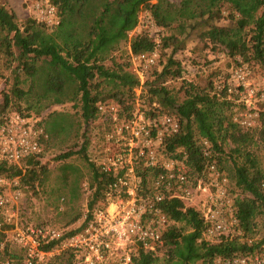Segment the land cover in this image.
<instances>
[{
  "label": "trees",
  "instance_id": "1",
  "mask_svg": "<svg viewBox=\"0 0 264 264\" xmlns=\"http://www.w3.org/2000/svg\"><path fill=\"white\" fill-rule=\"evenodd\" d=\"M47 1L54 5L59 18L53 27L37 17H28L20 24L13 11L0 5V56L17 59V75L10 91L3 92L0 113L12 106V98H15L24 104L25 110L23 112L17 106L16 112L37 119L48 134L40 153L27 155L18 162L0 158V176L16 177L22 189L24 186H39L49 172L41 156L50 138H57L60 134L68 139L78 138L81 122L69 119L65 113L54 116L46 126L42 119H38L37 115L48 106L77 102L81 121L89 125L97 117L98 105L113 101L126 118L136 107L137 97L133 90L140 87L149 97L148 107L140 105L146 115L167 113L179 120V131L163 141L164 153L173 159H183L187 172L197 176L206 161L202 151L203 140H206L216 167L228 177L223 169L227 161L230 176L244 195L235 198L238 232L215 243L202 238L205 222L198 208L185 204L178 197L164 201L161 208L170 220V225L162 233V248H166V255L160 258V247L150 251L139 248L133 256L134 264H216L219 258L264 252L262 241L252 238L255 219L264 213V172L255 152L249 148L254 143L256 129L253 126L243 128L233 120L234 107L240 105L236 93L215 87L242 63L237 62L230 72L216 75L215 80H209L204 86L184 80V96L180 101L163 84L167 76H180L182 65L173 54L183 46L191 31H196L199 39L211 47L224 50L235 61L237 57L242 62L252 60L264 70V0ZM144 10L155 26L167 30L159 41L158 49L170 46L172 53L162 65H159L158 57L141 83L129 69L130 53L153 50L157 47V39L146 32L129 37L128 32L137 26L139 15ZM223 17L227 24H215ZM126 41L129 44L128 59L107 65L106 59L121 42ZM20 72L24 75L22 80ZM151 74L155 75L153 79H149ZM21 83H26V87L20 86ZM258 106L264 109L263 104ZM260 113L261 123H264V110ZM6 117H0V123ZM81 137L78 149L65 151L57 158L77 153L88 162L92 189L88 206L92 210L100 204L109 177L89 156L90 138L84 133ZM72 171L80 172L75 166L63 165L61 179L65 186L71 184L69 177ZM157 173L156 168L139 166L144 192L153 189ZM77 187L78 176L70 188L71 196L77 193ZM23 208L21 206L19 222H28L22 219ZM78 229H64V233L68 235ZM4 238L5 234H0V240ZM75 257L73 251H63L49 264H73Z\"/></svg>",
  "mask_w": 264,
  "mask_h": 264
},
{
  "label": "built area",
  "instance_id": "2",
  "mask_svg": "<svg viewBox=\"0 0 264 264\" xmlns=\"http://www.w3.org/2000/svg\"><path fill=\"white\" fill-rule=\"evenodd\" d=\"M34 9L47 26L58 24L56 8L47 0L36 2ZM158 44L157 39L153 50L130 53L129 69L141 83L158 60ZM223 81L216 83V89L235 92L240 103L234 107L233 120L243 128L254 126L258 105H264V77L254 80L243 66H238ZM106 110L105 103L98 105V112ZM109 110L116 121V107L111 105ZM179 128V120L173 115H146L141 107H135L115 134L105 136L104 153L98 161L93 160L109 177L100 204L93 207L76 232L68 235L52 225L19 222L22 187L16 177L0 176V234H5L0 240V264H49L54 256L67 250L76 254L73 264H134L133 256L139 248H162V233L170 220L161 204L172 197L202 212L203 239L215 243L238 232L229 179L216 167L206 140L202 147L206 161L197 176L187 172L183 159H164L163 141ZM47 138L37 119L10 114L0 123V158L18 162L38 154ZM139 166L158 170L153 189L148 192L143 191ZM216 264H264V252L219 258Z\"/></svg>",
  "mask_w": 264,
  "mask_h": 264
},
{
  "label": "rangeland",
  "instance_id": "3",
  "mask_svg": "<svg viewBox=\"0 0 264 264\" xmlns=\"http://www.w3.org/2000/svg\"><path fill=\"white\" fill-rule=\"evenodd\" d=\"M39 0H0V5H4L7 9L15 13V17L18 23H23L28 17H37V13L34 9V4ZM178 2L179 0H172ZM147 10H144L139 15V23L137 26L128 32V36L131 37L134 33L146 32L160 41L161 37L166 34V29H161L155 26L149 17L145 14ZM227 19L224 17L215 21L217 25L227 24ZM161 45V44H160ZM129 44L121 42L119 47L111 53V56L106 59L105 63L110 65L112 61L124 62L128 59ZM14 53H17V49H14ZM172 53L171 47H159V65H162L167 57ZM173 57L181 62L182 71L178 77L167 76L164 80V85L172 92L175 98L180 101L183 96L182 83L184 80L192 81L198 85L204 86L206 82L211 79L215 80L216 75H225L230 72L235 65L242 63L245 71L249 74V77L254 80H259L264 77L263 68L254 61L242 62L237 57V61L229 57L224 50L219 47H211L205 40H201L198 37L196 31H191L185 38V43L182 47L178 48ZM17 59L14 57L0 56V105L3 103V92H9L11 86L14 83L17 70L15 69ZM236 67V66H235ZM155 75L151 74L149 79H153ZM19 78H24L23 73H19ZM26 83H21L20 86L26 87ZM145 88V87H144ZM136 95L135 104L136 107L144 105L148 107V94L144 89L137 87L133 90ZM12 106H9L3 113H0V117L4 115H10L16 112V107L20 106L21 110L25 112L24 104L15 98H12ZM107 110L105 113L98 112L97 117L89 125L81 121L79 117V109L77 102H64L52 104L41 111L38 119H42L43 124L46 126L47 122L52 120L54 116L58 114H66L69 119L79 120L81 122L79 136L76 139L65 138L64 134H60L59 137L50 138L49 144L45 149L44 154L41 156V160L45 161L48 165L49 172L46 180L39 186L28 187L24 186L23 192V211L22 219H27L34 223H45L52 225L59 229H76L80 226L83 220L89 215L90 207L88 201L91 199V175L88 168V162L77 153L67 157L59 159L57 156L70 149H78L82 142V134L84 133L90 138V144L88 153L91 159L98 161L103 153L107 143H105V136L108 134H115V129L121 126L124 118V113H120L119 106L113 101H106ZM114 105L117 110V120L113 121L111 116L113 112H110L109 106ZM264 110L261 106L258 107V114L254 121L255 135L254 143L250 145L258 159L259 165L264 172V123H261L262 115L260 112ZM109 145V143H108ZM169 158L168 154H165L164 159ZM63 165H71L77 167L80 172L72 171L70 174V185L65 186L61 179ZM223 169L228 174V179L231 188V194L236 198L242 197L244 194L236 187L234 180L231 178L228 162L223 164ZM81 173V175L79 174ZM80 175V176H79ZM78 176V190L74 196L70 195V188L74 183V178ZM252 238L256 241H262V249H264V213L257 216L255 219V226ZM166 255V248H160V258ZM218 259H216L217 261Z\"/></svg>",
  "mask_w": 264,
  "mask_h": 264
}]
</instances>
